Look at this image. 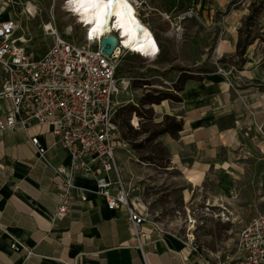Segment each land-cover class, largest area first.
<instances>
[{"label":"rangeland","instance_id":"rangeland-1","mask_svg":"<svg viewBox=\"0 0 264 264\" xmlns=\"http://www.w3.org/2000/svg\"><path fill=\"white\" fill-rule=\"evenodd\" d=\"M67 1L0 0V6L10 8L6 13L17 22L15 37L27 39L28 50L41 55L52 43L50 30L47 29L49 26L74 44L82 41L83 28L68 12ZM141 1L144 3L139 11L142 23L154 34L156 41L163 39L169 42L173 61L167 68H162L158 66L159 56L152 61L122 52L116 72L119 93L115 122L120 135L117 165L131 203L148 215L149 223L167 231L169 234L166 237L178 244L189 245L204 255L218 253L222 259L230 257L234 254L238 231L253 217L264 215V125L255 124L252 116L237 127L231 125L229 128L235 130H230L231 138H222L230 166L225 170L218 168L197 173L194 179L171 165L169 151L162 142L167 134L155 141H145L150 133L159 129L165 115H155L153 108L140 106L139 100L146 93L154 95L153 91L179 94L174 91L173 85L181 73L195 79L188 80L185 85L205 75L221 77L216 73L213 62V58L216 55L220 57L222 53L219 48L215 54L217 42L226 39L236 27L239 36L247 33L244 20L261 0L252 3L247 11L237 5L236 0H230L228 4L225 0ZM190 7L198 8L199 18L182 23L184 33L178 39L174 32L175 18ZM203 11L207 12V16L202 15ZM235 21L238 24L233 25ZM263 29L264 9L250 34L258 36L264 33ZM255 42L258 54L263 56L264 43ZM178 58H203V62L192 66L178 61ZM220 62L226 71L234 68L228 83L235 86L237 77L242 75L239 83L242 88L246 87L244 81L248 79L257 92L264 94L262 69L254 73L248 69L251 74H240L244 68L239 59L229 58ZM142 83L150 86L143 87ZM127 105L136 107L137 114L120 111ZM150 108L152 114L147 112ZM126 120L138 135L132 137L124 124ZM134 145L139 148H134Z\"/></svg>","mask_w":264,"mask_h":264},{"label":"crops","instance_id":"crops-1","mask_svg":"<svg viewBox=\"0 0 264 264\" xmlns=\"http://www.w3.org/2000/svg\"><path fill=\"white\" fill-rule=\"evenodd\" d=\"M6 11L10 8L0 6V23L13 20ZM202 15L207 16V12ZM236 28L217 42L215 54L219 48L222 53L213 62L238 59ZM157 43L158 66L167 68L173 61L169 42L160 39ZM257 49L256 42L247 47L244 71L240 74L250 73L248 69L251 73L261 70L262 55ZM178 61L197 66L203 58H178ZM242 77L239 75L233 86L223 77L205 75L185 85L179 94L181 102L166 100L152 106L155 115L175 117L182 122V130L176 137L166 135L162 139L175 169L194 179L197 173L210 169L225 170L230 165L222 138H231L230 130L235 131L229 127L245 123L249 116L255 124L264 125V94L257 92L248 79L242 88L239 84ZM2 79L0 72V92ZM10 109V99L0 97V115ZM33 137H38L46 149L43 156L31 144ZM68 163L67 153L47 127L0 134V264H209L218 256V253L209 256L198 253L170 237L160 240L155 234L143 240L140 250L125 209L109 210L106 201L96 193L94 181L82 175L76 177L75 185L86 190V202L74 194L67 217L56 220L60 177L55 168ZM236 239L237 235L232 256ZM14 244L18 251L12 249Z\"/></svg>","mask_w":264,"mask_h":264},{"label":"built area","instance_id":"built-area-1","mask_svg":"<svg viewBox=\"0 0 264 264\" xmlns=\"http://www.w3.org/2000/svg\"><path fill=\"white\" fill-rule=\"evenodd\" d=\"M126 1L141 20L139 11L144 3ZM255 1L236 0V3L247 11ZM198 18L194 7L180 12L175 18V36L182 37V23ZM78 24L83 28L80 44L51 30L52 43L39 55L28 50L26 40L15 38L18 28L15 21L0 23V72L3 74L0 97L11 101V109L0 115V134L38 126L49 128L69 158L67 166L55 168L60 185L54 218L67 217L74 194L86 202V190L77 187L75 179L79 175L88 177L94 181L96 193L106 201L109 210L125 209L127 223L137 247L142 250L143 240L150 234L162 240L169 233L149 223L148 215L131 203L116 162L120 139L115 122L119 93L116 72L122 52L132 53L112 34L117 43L105 55L101 40L108 35H96L91 24L79 21ZM214 64L216 73L228 81L234 68L226 71L219 61ZM30 142L40 156L46 153L38 137L31 138ZM12 249L18 251L15 244ZM209 264H264V215L253 217L238 231L234 256L223 259L216 256Z\"/></svg>","mask_w":264,"mask_h":264},{"label":"bare ground","instance_id":"bare-ground-1","mask_svg":"<svg viewBox=\"0 0 264 264\" xmlns=\"http://www.w3.org/2000/svg\"><path fill=\"white\" fill-rule=\"evenodd\" d=\"M109 18L108 0H68L67 10L80 23L94 26L96 35L116 34L120 45L132 54L154 61L160 50L153 33L135 15L126 0H114ZM49 26L47 29H50Z\"/></svg>","mask_w":264,"mask_h":264},{"label":"trees","instance_id":"trees-1","mask_svg":"<svg viewBox=\"0 0 264 264\" xmlns=\"http://www.w3.org/2000/svg\"><path fill=\"white\" fill-rule=\"evenodd\" d=\"M264 9V0H261L254 5L251 10V13L247 16L244 20V27L247 29V33L240 34L238 44H237V52L236 56L239 59V63L243 65L245 63L243 57L245 55V51L248 46H251L255 43V41H259L260 43H264V33H261L258 36H252L250 34V30L252 26L257 21L260 13ZM264 30V29H263ZM259 67L264 71V54L262 56L261 61L259 62ZM188 80H195L193 77H189L185 73H181L177 78L176 82L173 85V89L176 93H181L184 90V85ZM142 86H150V84L142 83ZM152 92V91H150ZM154 95L151 93H146L140 100L139 105L142 107H151L154 105H160L163 101L169 100L176 103L181 102L179 94L173 95L169 92L164 91H153ZM148 109L147 112L152 114V109ZM126 111L127 113H135L137 114V108L132 105H127L120 110ZM118 113L116 110L115 115ZM118 115V114H117ZM125 126L128 129L129 133L132 134V137L138 135V132L133 131L132 127L129 126V122L125 121ZM182 130V122L175 117L165 115L163 121L159 123V129L150 133V135L145 139L146 142L155 141L159 136L167 134L170 135L172 138L176 137L177 134ZM134 148H139V146L134 145ZM149 160V159H147Z\"/></svg>","mask_w":264,"mask_h":264},{"label":"water","instance_id":"water-1","mask_svg":"<svg viewBox=\"0 0 264 264\" xmlns=\"http://www.w3.org/2000/svg\"><path fill=\"white\" fill-rule=\"evenodd\" d=\"M116 43H117V39L114 35L106 36L101 40L102 52L105 55H109L115 48Z\"/></svg>","mask_w":264,"mask_h":264},{"label":"snow or ice","instance_id":"snow-or-ice-1","mask_svg":"<svg viewBox=\"0 0 264 264\" xmlns=\"http://www.w3.org/2000/svg\"><path fill=\"white\" fill-rule=\"evenodd\" d=\"M114 7H115L114 0H108V8H109L108 16H109V18L112 15V11L114 10Z\"/></svg>","mask_w":264,"mask_h":264}]
</instances>
